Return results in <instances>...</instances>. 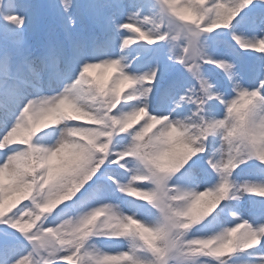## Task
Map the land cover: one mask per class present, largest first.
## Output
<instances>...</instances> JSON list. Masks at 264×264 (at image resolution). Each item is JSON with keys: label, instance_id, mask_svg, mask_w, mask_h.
Here are the masks:
<instances>
[{"label": "snow or ice", "instance_id": "obj_1", "mask_svg": "<svg viewBox=\"0 0 264 264\" xmlns=\"http://www.w3.org/2000/svg\"><path fill=\"white\" fill-rule=\"evenodd\" d=\"M0 264H264V0H0Z\"/></svg>", "mask_w": 264, "mask_h": 264}]
</instances>
